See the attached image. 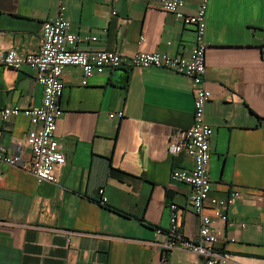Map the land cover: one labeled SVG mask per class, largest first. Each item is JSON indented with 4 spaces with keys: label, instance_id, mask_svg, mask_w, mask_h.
Listing matches in <instances>:
<instances>
[{
    "label": "crops",
    "instance_id": "crops-1",
    "mask_svg": "<svg viewBox=\"0 0 264 264\" xmlns=\"http://www.w3.org/2000/svg\"><path fill=\"white\" fill-rule=\"evenodd\" d=\"M65 1L71 30L97 37L79 42L82 49L188 54L196 42L193 24L152 0ZM198 3L188 0L185 11ZM58 9L59 0H0V50L37 52L42 23ZM206 23L211 195L240 192L223 208L226 219L212 224L221 232L217 247L231 253L227 264H264V0H209ZM62 79L56 134L67 159L54 168L57 182L0 163V264H207L156 244L166 239L172 203L182 231H199L190 185L171 177L192 159L168 151L173 133L193 123L192 79L131 65L107 68L86 85L69 65ZM43 90L29 65H0V108L39 105ZM118 111L123 117H110ZM31 126L23 113L0 115V148L29 160Z\"/></svg>",
    "mask_w": 264,
    "mask_h": 264
},
{
    "label": "built area",
    "instance_id": "built-area-1",
    "mask_svg": "<svg viewBox=\"0 0 264 264\" xmlns=\"http://www.w3.org/2000/svg\"><path fill=\"white\" fill-rule=\"evenodd\" d=\"M163 10L170 12L185 24H193L196 30V42L188 54H171L159 50L139 51L126 55L110 49H82L81 41L96 40V36H81L71 30L70 22L65 18L66 1L59 0L58 14L43 21L40 33V48L37 52L19 55L13 49L0 50V65L20 69L29 65L35 70V79L44 87L41 104L20 108L8 106L0 108L3 118L25 114L30 118L31 128L27 144L31 149V158L24 160L18 151L7 154L0 148V163L14 166L34 174L38 182H57L54 172L56 165L66 162V154L56 134L57 120L64 113L60 97L64 87L63 73L69 65L81 70V84H88L96 73L107 68L125 65L133 67H161L171 69L192 79L194 93V117L191 126L176 130L168 141L171 155L184 153L192 159L189 168L175 167L172 179L187 183L191 187L189 201L199 217L200 226L195 237H189L182 231V220L178 205L171 204L170 227L166 239L156 243L165 252L185 249L205 257L207 264H227L232 260L228 251L217 247L221 232L213 229L217 218L226 219L223 208L232 204L240 196L234 191L226 197L211 195L209 162L211 158L210 140L212 125L206 119V106L211 92L206 79V15L209 0H199L195 12H187L184 7L188 0H152ZM116 11H113L115 14ZM264 45V39H263ZM122 111L111 112V118H121ZM2 171L0 170V178ZM100 201L106 203L104 188L99 189Z\"/></svg>",
    "mask_w": 264,
    "mask_h": 264
}]
</instances>
